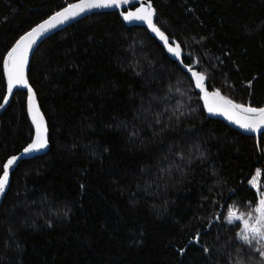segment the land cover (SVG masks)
<instances>
[{"label":"trees","instance_id":"1","mask_svg":"<svg viewBox=\"0 0 264 264\" xmlns=\"http://www.w3.org/2000/svg\"><path fill=\"white\" fill-rule=\"evenodd\" d=\"M76 1L0 0V53ZM150 1L185 61L199 58L210 90L264 106V0ZM28 81L47 124L48 151L11 173L0 205V264H228V226L219 214L248 203L257 172L262 182L264 133L257 146L207 119L193 85L156 40L117 13L91 15L46 39ZM4 91L0 82V102ZM25 101L26 93L15 92L0 115V161L30 142ZM149 104L153 113L169 110L164 121L177 109L184 116L160 133L144 119ZM209 227L205 257L189 240Z\"/></svg>","mask_w":264,"mask_h":264},{"label":"snow or ice","instance_id":"2","mask_svg":"<svg viewBox=\"0 0 264 264\" xmlns=\"http://www.w3.org/2000/svg\"><path fill=\"white\" fill-rule=\"evenodd\" d=\"M131 2L134 10L120 11L123 21L126 23L140 22L147 26L148 31L162 43V51H166L173 58L172 62L177 69L184 74L190 85H194V90H198L199 100L203 102L204 111L209 115L223 116L224 119L245 132L257 133L264 130V106H254L250 100L248 103L236 102L223 95L219 89L210 90L208 73L201 71L198 67L199 58L189 56L188 60L191 62L185 61L182 45L176 39H170L154 21L155 10L150 0H143L139 6H136V0H131ZM129 3L130 0H78L76 3H69L49 14L46 19L35 24L30 30L24 31L11 43L10 47L0 53L3 69L0 82L5 86L0 109L10 102L14 89H26L27 91L25 105L27 115L31 120L32 132L29 137L30 142L23 147L20 156L40 152L46 149L49 144L47 125L37 108L36 93L26 77V67L30 63V53L34 50V46L47 33L77 19L84 13L100 9L119 10ZM139 74L136 73V75ZM254 79L255 77H253ZM252 83V80L247 81V86L251 88ZM144 111V119L154 121V125L159 126L160 133L171 126L173 118L179 122L180 118L184 116V112L177 109L171 112L168 121H164L161 117L169 110L165 108L164 112L153 113L151 104ZM135 134L133 133V135ZM175 154L182 162L183 156L179 152ZM20 156L10 155L6 160L0 161V165H2L0 168V195L5 194L10 183V171L17 164ZM200 156L203 157L204 153L201 152ZM178 170L183 172L182 165H178ZM160 171L161 175L158 179H164L166 170L162 168ZM212 175L216 176V172L213 171ZM249 185L250 199L246 205L244 201H236L233 207L228 208L226 215L223 212L219 214L218 222L228 226L229 241L225 245V250L231 249L227 252L228 264H264V189H261L254 181H250ZM252 189H256L255 195H251ZM240 190L239 186L231 189V195L227 197L225 204L227 200L233 199ZM211 227H215V224H211ZM211 227L206 231L196 232L189 240V245L194 246L197 250H202L205 257L211 256L212 249L207 243H202V239L210 234ZM232 250L235 252V257L232 255ZM178 251L183 256L186 248L181 247Z\"/></svg>","mask_w":264,"mask_h":264},{"label":"water","instance_id":"3","mask_svg":"<svg viewBox=\"0 0 264 264\" xmlns=\"http://www.w3.org/2000/svg\"><path fill=\"white\" fill-rule=\"evenodd\" d=\"M76 2H78V1H76ZM76 2H74V3H76ZM141 2H143V0H136V6H139V3H141ZM150 2H151V1H150ZM151 3H152V2H151ZM152 5H153V4H152ZM153 8H154V7H153ZM132 10H134V7H133L132 2H131V0H130L129 5H126V6H124L122 9H119V10H118V9H100V10H92V11H90V12L84 13V14H82L80 17H78L77 19L72 20V21H69V22L66 23L65 25L60 26L59 28L52 30L51 32L47 33L44 37H42V38L37 42V45L34 46V50L30 53V61H31V58H32L33 54H34L35 51L38 49V47H39V46H40V45H41L46 39H48L49 37H51V36H53V35H55V34L61 32V31H63L64 29L68 28L69 26L73 25L74 23H77V22L81 21L82 19H84V18H86V17H89V16H91V15H95V14H105V13H117V14L119 15V18H120L121 22H122L126 27H139V28H143V29H145V30L149 33V35H150L153 39H155L156 42H157V43L161 46V48H162V47H163V46H162V43H161L157 38H155L154 35H153L151 32L148 31L146 25H144V24H142V23H140V22L126 23L125 21H123V19H122L121 16H120V11H132ZM154 10H155V9H154ZM155 18H156V11H155V16H154V21H155ZM164 52H165V54L168 56V58L171 59V60L173 61V58H172L169 54H167L166 51H164ZM183 55H184V53H183ZM29 66H30V63H29V65L26 67V77H27V78H28ZM193 87H194V85H193ZM17 91H22V92L26 93V95H27V91H26V89H19V88L14 89V93L17 92ZM195 92H196V94L198 95V90H195ZM14 93H13V95H14ZM13 95H12V96H13ZM12 96L10 97V100H11ZM2 102H3V101H2ZM9 103H10V102H9ZM9 103H8V104H9ZM200 103H201V106H202V108H203V102H202L201 100H200ZM8 104H6L5 107H4L3 109H0V115H1V113L6 109V107L8 106ZM36 104H37V108H38V110H39L40 115L43 117V115H42V113H41V111H40V108H39V106H38V103H37V98H36ZM203 111H204V109H203ZM26 113H27V111H26ZM204 114H205V116H206L207 119L218 120V121L222 122L223 124H225L226 126H228L229 128H231V129H233V130H235V131L241 133V134L244 135V136L253 137V138L255 139V142H256V145H257V146H258V143H259V138H260V136L264 133V130H261L260 132H257V133H249V132H245V131H243L242 129H239L236 125L231 124L229 121H227L226 119H224L223 116H219V115H209L206 111H204ZM27 118H28V121H29V123H30V125H31V120H30V118L28 117V115H27ZM43 119H44V117H43ZM44 121H45V119H44ZM45 123H46V121H45ZM46 125H47V124H46ZM31 127H32V126H31ZM47 151H48V147H47L46 149L40 151V152H35V153L30 154V155H23V156H20V153L22 152V150H21L18 154H16L17 156H20V159L18 160L17 164L13 167V169L10 171V177H11V173L16 169V167L18 166V164H19L21 161H24V160H28V159H32V158H35V157L42 156V155L46 154ZM9 185H10V183H9ZM9 185H8L7 188H6V192L8 191ZM6 192H5V194H6ZM5 194L0 195V205H1V202H2V200H3L4 196H5Z\"/></svg>","mask_w":264,"mask_h":264},{"label":"rangeland","instance_id":"4","mask_svg":"<svg viewBox=\"0 0 264 264\" xmlns=\"http://www.w3.org/2000/svg\"><path fill=\"white\" fill-rule=\"evenodd\" d=\"M261 174L257 172L251 181H254L261 189H264V177L261 182ZM256 191V189H254Z\"/></svg>","mask_w":264,"mask_h":264}]
</instances>
